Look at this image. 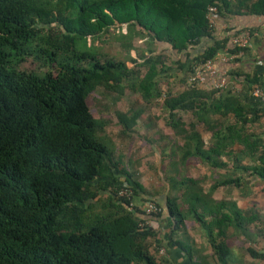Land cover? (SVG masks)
<instances>
[{"label":"trees","instance_id":"obj_1","mask_svg":"<svg viewBox=\"0 0 264 264\" xmlns=\"http://www.w3.org/2000/svg\"><path fill=\"white\" fill-rule=\"evenodd\" d=\"M241 1L233 7L231 0H0V264H163L148 251L147 240L155 231L144 222L165 214L173 230L186 213L174 196L165 194L162 205L142 197L141 184L113 159L100 136L104 122L86 104L97 86L120 90L129 85L149 101L161 96L160 80L182 71L179 80L185 87L162 101L170 127L179 128L184 140L182 158L197 157L217 169L225 164L219 157L225 156L239 172L222 173L210 190L245 187L241 174L264 180V136L248 130L264 115V103L253 102L250 94L254 86L264 88L259 74L228 68L218 88L187 81L225 47L231 62L240 61L246 46L230 45L229 36L213 39L206 7L215 6L223 16L243 8L264 15V0ZM114 25H125L119 38L136 37L147 45L139 62L130 59L131 67L98 59L86 43L87 36L96 38ZM205 38L210 43L192 55L190 50ZM28 58L47 69H20L18 64ZM138 67L144 68L141 75ZM234 83L239 90L232 88ZM185 111L205 125L209 143L195 123L189 131L182 128L175 115ZM140 113L116 111L115 116L128 130ZM235 144L240 151L229 150ZM246 158L250 163L242 164ZM118 173L125 174L122 183ZM178 184L187 214L204 230L217 261L226 264L228 248L215 238L229 226L242 229L256 216L251 209L205 199L192 178ZM120 189L129 193L120 194ZM147 200L160 211L145 215L141 205ZM168 243L186 249L180 240Z\"/></svg>","mask_w":264,"mask_h":264},{"label":"rangeland","instance_id":"obj_2","mask_svg":"<svg viewBox=\"0 0 264 264\" xmlns=\"http://www.w3.org/2000/svg\"><path fill=\"white\" fill-rule=\"evenodd\" d=\"M125 30V25H114L109 27L105 33L99 34L96 38L92 39L87 36L86 43L92 45L91 47L96 52L98 59L112 58L121 60L128 67H131L134 63L130 59L133 58L136 59V62H139L140 59L138 57L141 52L145 53L147 45L143 39L136 37L130 39L129 37L119 38V33H124ZM126 43H130L131 47L127 48ZM18 67L37 72L47 69L41 61L29 58L20 62ZM137 69L141 75L144 68L138 67ZM173 81V76H166L160 80L158 88L161 96L149 101H145L140 93L130 88L129 85L120 90L97 86L87 94L86 104L91 115L95 119L104 122L100 136L111 151L113 159H117L120 167L130 172L132 178L141 184L143 188L141 192L142 197L161 193L167 188L168 195L172 194L173 189H177L176 191L179 192L177 194L174 193L172 196L182 201L184 199L182 194L183 188L178 183L179 179L187 177L194 179L201 186L205 199H213L215 197V193H213L215 188L210 190V186L219 175L229 172L230 175L236 176L239 172L230 167L225 156L219 157L225 164L217 169L209 168L197 157L188 156L182 158V150L184 149L182 143H184V140L181 137L180 131H178L179 128L175 129L171 127V132L174 134H167L166 123L168 116L162 106L163 96L172 93L174 90V85L171 84ZM139 109L141 113L137 117L135 124L130 129L123 130L117 123L115 112L128 113L129 111ZM180 114L179 119L182 122V128L189 131V124L195 123V130L199 132L205 144L209 143L210 132L206 129L205 125L196 123L190 112L185 111L180 112ZM212 117L215 118V116ZM248 130L264 136V115L257 122L248 125ZM173 136L178 139L180 144L177 145L176 153L172 155V153L167 154L165 150L167 144L170 145L172 142L171 137ZM229 150L238 152L241 150V146L235 144L229 147ZM174 156L184 161L181 169L173 167ZM186 161L188 164H186ZM241 163L249 164L250 161L246 158ZM241 175L245 182L249 179H254L253 176ZM115 176L118 183L124 181L125 174L118 173ZM245 188L242 187V190L244 191ZM217 195L218 193H216V197Z\"/></svg>","mask_w":264,"mask_h":264},{"label":"crops","instance_id":"obj_3","mask_svg":"<svg viewBox=\"0 0 264 264\" xmlns=\"http://www.w3.org/2000/svg\"><path fill=\"white\" fill-rule=\"evenodd\" d=\"M236 1L231 0L233 7L238 4ZM254 2L255 0H244L246 5ZM243 9L239 13H226L224 16L216 12L210 29L213 39L229 36L230 45L231 36L248 31L249 37L246 50L240 53V61L231 62V56L227 52L226 47L218 50L212 60L215 75L208 77L203 74V80L198 83V87L206 89L209 83L212 86L213 79L214 81L223 79L225 83L226 76L224 74L228 68L233 67H237L242 72L251 73L255 71L264 82V15L248 13ZM207 43H210V39H202L200 44L194 46L190 52H192V55L198 53L201 45ZM181 76L182 71L176 72L173 76L174 81L171 83L174 85L173 94L183 90L185 87L184 83L179 80ZM232 88L236 91L240 89V86L234 83ZM240 93V96H242L243 91ZM254 101L257 100L253 99ZM180 115V112H177L175 116L179 117ZM168 121L166 123V132L170 134L172 132ZM171 138L172 142L170 145L167 144L165 152L173 155V153H176L177 145L180 143L175 136ZM183 162L177 156H174L173 167L181 169ZM186 164H188L187 161ZM229 164L231 163L229 162ZM245 185L244 191L242 188L234 186H218L213 191L215 193L213 198L215 201H225L230 205L235 204V207L241 210L251 209L256 216L253 222L244 225L242 229H235L229 226L225 229L223 236L215 238L216 241H224L228 248L226 264H264V180L249 179ZM176 190L173 189L172 194L169 196L172 197L174 193L177 194L179 191L177 192ZM167 191L166 188L165 191L151 195V197L162 205L164 195H168ZM216 193H218L217 197ZM176 201L179 203L180 210L186 213L183 224L171 230V227L167 225L166 218H164L165 214H162L158 221L150 219V226L155 231V235L147 240L149 253L154 254L156 259L163 264H220L212 251L204 230L193 221L190 214H187V207L184 201L178 199ZM206 219H209V217ZM170 240H180L186 245V249L169 244ZM248 248H251L257 255H262V257L250 255ZM159 250H162V252L160 253Z\"/></svg>","mask_w":264,"mask_h":264},{"label":"built area","instance_id":"obj_4","mask_svg":"<svg viewBox=\"0 0 264 264\" xmlns=\"http://www.w3.org/2000/svg\"><path fill=\"white\" fill-rule=\"evenodd\" d=\"M216 12L217 11L215 6L209 5L206 7V19L210 28L214 21V16ZM248 37H249L248 31H244L242 32V34H236L231 36L230 42L231 44H234L237 47L242 48L246 46ZM212 60L213 58L210 60H206L202 65L196 67L195 71L187 79L190 85L192 84L198 85V83L203 80V74H206L208 77L209 76L213 77L215 75V69L213 67ZM223 84H224L223 79H219L218 81H214L213 79L212 87L218 88L223 86ZM250 94L253 99L264 103V88L259 86H254L251 89ZM119 193L128 194L129 191L128 190L126 191L125 189H120ZM141 209L145 215H149L160 211V207L157 206L155 202L152 200L144 201L141 205ZM144 224L150 226V219L146 220ZM159 252L161 253L162 250H159Z\"/></svg>","mask_w":264,"mask_h":264}]
</instances>
